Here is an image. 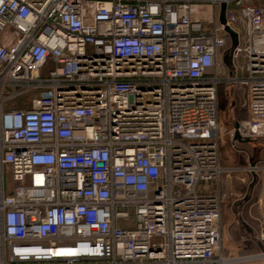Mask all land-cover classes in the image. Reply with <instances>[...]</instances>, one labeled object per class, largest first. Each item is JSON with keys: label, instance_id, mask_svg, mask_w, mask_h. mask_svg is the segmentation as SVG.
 I'll list each match as a JSON object with an SVG mask.
<instances>
[{"label": "built area", "instance_id": "2783aa9c", "mask_svg": "<svg viewBox=\"0 0 264 264\" xmlns=\"http://www.w3.org/2000/svg\"><path fill=\"white\" fill-rule=\"evenodd\" d=\"M234 134L264 146V0H0V264L229 263Z\"/></svg>", "mask_w": 264, "mask_h": 264}, {"label": "rangeland", "instance_id": "374dc122", "mask_svg": "<svg viewBox=\"0 0 264 264\" xmlns=\"http://www.w3.org/2000/svg\"><path fill=\"white\" fill-rule=\"evenodd\" d=\"M227 89L228 87H222L220 90L218 113L219 120L221 119L228 126V130L231 124L243 120L246 116L242 107V91H236V96H234L233 90L227 92ZM235 148V150L229 149L226 154L225 167L239 170H232L227 174L225 184L230 191L234 192L231 195L234 197L233 200L237 201L224 203L221 255L228 260H237L227 264H262L263 261L256 259L255 255L264 250V240L261 246L254 236L257 237L262 229L259 217L264 209V204L260 199L264 189V146L260 141H254L236 144ZM234 155L237 156L236 160ZM250 165L261 168L255 173L245 172L243 169ZM240 259L243 260L240 261Z\"/></svg>", "mask_w": 264, "mask_h": 264}, {"label": "crops", "instance_id": "0c3cea01", "mask_svg": "<svg viewBox=\"0 0 264 264\" xmlns=\"http://www.w3.org/2000/svg\"><path fill=\"white\" fill-rule=\"evenodd\" d=\"M228 91L229 92L232 91V93H235L234 96H236V91H242V93H243V103L242 102L241 103H242V107L244 109V113H245V116H246V111H245V93H244V90L243 89L228 88L227 89V92ZM232 106H233V104H232ZM218 117H219V115H218ZM219 124H220V128H221V132L224 134L227 131V127L228 126L225 123H223V121H221V119L219 120ZM233 124H235V123H233ZM233 124H231V125H233ZM229 144H230L229 143V139H228V137H226V139H225V141L223 143V146H222V164L224 166H226V162L225 161H226V154L229 152ZM237 144H246V143H239V142H237ZM231 154H233L232 151H231ZM234 157H235V160H236L237 159V156L234 155Z\"/></svg>", "mask_w": 264, "mask_h": 264}, {"label": "water", "instance_id": "95a60500", "mask_svg": "<svg viewBox=\"0 0 264 264\" xmlns=\"http://www.w3.org/2000/svg\"><path fill=\"white\" fill-rule=\"evenodd\" d=\"M224 11H225V4L221 5V11H220V23L224 24L225 18H224ZM225 30L230 34L231 37H233V34L230 29L225 28ZM235 43H233V46ZM234 140H236L239 143H250L251 141L249 139H241L238 134H234Z\"/></svg>", "mask_w": 264, "mask_h": 264}, {"label": "bare ground", "instance_id": "6f19581e", "mask_svg": "<svg viewBox=\"0 0 264 264\" xmlns=\"http://www.w3.org/2000/svg\"><path fill=\"white\" fill-rule=\"evenodd\" d=\"M254 258V257H253ZM243 259H240V261H242ZM237 260L234 259V260H229V261H226V262H236Z\"/></svg>", "mask_w": 264, "mask_h": 264}, {"label": "trees", "instance_id": "16d2710c", "mask_svg": "<svg viewBox=\"0 0 264 264\" xmlns=\"http://www.w3.org/2000/svg\"><path fill=\"white\" fill-rule=\"evenodd\" d=\"M254 237H255L254 239H255V240H257V237H256V235H255Z\"/></svg>", "mask_w": 264, "mask_h": 264}]
</instances>
